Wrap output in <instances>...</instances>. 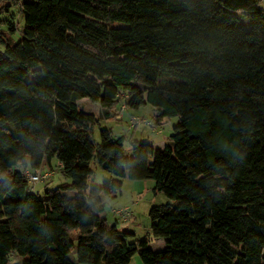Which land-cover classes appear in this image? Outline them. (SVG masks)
<instances>
[{
	"label": "trees",
	"instance_id": "16d2710c",
	"mask_svg": "<svg viewBox=\"0 0 264 264\" xmlns=\"http://www.w3.org/2000/svg\"><path fill=\"white\" fill-rule=\"evenodd\" d=\"M5 1L24 22L0 32V264H264V0ZM82 99L178 122L126 151ZM54 160L66 181L39 196L23 171ZM91 162L110 177L90 187ZM124 180L168 200L163 251L107 223Z\"/></svg>",
	"mask_w": 264,
	"mask_h": 264
},
{
	"label": "rangeland",
	"instance_id": "374dc122",
	"mask_svg": "<svg viewBox=\"0 0 264 264\" xmlns=\"http://www.w3.org/2000/svg\"><path fill=\"white\" fill-rule=\"evenodd\" d=\"M4 5H9L7 11L1 9ZM260 7L264 9V4H261ZM235 15L238 17L239 23L247 28V20L239 13H235ZM7 22L15 26L16 30L14 32L9 31ZM23 22L24 17L19 13L16 6L10 5V3L5 0H0V31L7 36L10 43L14 44L20 39V29L23 26ZM0 51H3L2 44H0ZM78 104L83 110L93 113L99 118L97 125L94 127V139L96 141H98L99 129H107L111 131L114 137H124L123 146L126 151L129 150V142L131 140L146 141L151 143L155 148H162L173 134L174 128L178 122L177 117L166 118L161 126L153 128L150 125L153 108L149 105H144L134 110L126 108L123 102L120 101L114 108V116L107 119L102 116V110L99 105L90 103L85 99L79 100ZM133 118L140 119V123L131 127ZM146 122H148L149 125L145 124ZM90 168L93 171V176L88 181L90 187L97 186L103 179H108L110 177L109 174L101 171L94 162H91ZM15 169L23 171L20 166H17ZM39 170L43 173L52 172L49 179L31 186L32 191L39 196H42L45 187H54L66 181L58 173L55 160L50 165L43 164ZM23 173L32 174L34 172L27 168ZM153 187L154 183L151 180H124L120 195L114 199L103 197V215L108 224H116L120 233L130 232L134 235L135 239L147 237L149 240V249L158 252L165 249V240L163 238H154L150 235L148 211L152 206L168 203V200L162 194L154 193ZM123 207H128L130 212V216L126 221H122V219L117 217L114 213V210ZM71 256L75 258L74 252H72ZM130 264H142L138 254H135L131 258Z\"/></svg>",
	"mask_w": 264,
	"mask_h": 264
},
{
	"label": "built area",
	"instance_id": "2783aa9c",
	"mask_svg": "<svg viewBox=\"0 0 264 264\" xmlns=\"http://www.w3.org/2000/svg\"><path fill=\"white\" fill-rule=\"evenodd\" d=\"M140 123V119L138 118H133V122L131 124V127H134L136 124ZM145 124L149 125L148 122H146ZM25 177L28 180V183L33 186L38 182H43L44 180H47L50 178V176L52 175V172H42L40 170H36L34 173H25L24 174ZM114 213L117 217H119L120 219H122V221H126L129 216H130V212H129V208L128 207H123V208H119L117 210H114Z\"/></svg>",
	"mask_w": 264,
	"mask_h": 264
},
{
	"label": "crops",
	"instance_id": "0c3cea01",
	"mask_svg": "<svg viewBox=\"0 0 264 264\" xmlns=\"http://www.w3.org/2000/svg\"><path fill=\"white\" fill-rule=\"evenodd\" d=\"M1 32V31H0Z\"/></svg>",
	"mask_w": 264,
	"mask_h": 264
}]
</instances>
